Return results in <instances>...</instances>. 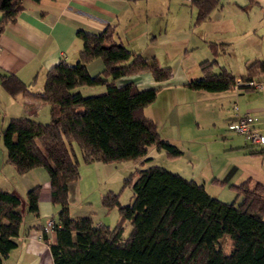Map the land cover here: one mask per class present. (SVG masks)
Segmentation results:
<instances>
[{
    "label": "trees",
    "instance_id": "1",
    "mask_svg": "<svg viewBox=\"0 0 264 264\" xmlns=\"http://www.w3.org/2000/svg\"><path fill=\"white\" fill-rule=\"evenodd\" d=\"M188 3L195 8L196 25L219 0ZM256 3L246 0V5ZM21 8V0H0V33L6 23L15 21ZM75 36L82 42L76 60L69 63L61 58L48 67L40 90H29L28 84L12 73H0V86L9 95L47 104L45 122L27 116L9 117L0 128V144L4 162L15 173L36 166L46 171L49 201L58 206L52 224L54 243L47 241L41 226L28 228L40 231L52 264H264L262 183L245 178L229 184L240 198L234 204L207 195L201 184L174 171L155 164L141 166L148 159L144 154L150 145L162 150L169 160L179 157L181 150L162 138L155 121L143 114V108L154 100L156 88L139 90L132 79L119 84L115 80L140 72H148L155 81L164 80L171 75L170 67L115 41L109 24L96 33L77 29ZM204 44L213 56L224 53L227 45L215 41ZM94 58L100 60L101 68L89 74L86 63ZM197 68L199 76L187 83L192 90L247 88L250 80L264 74V58L246 64L238 76L215 58L198 61ZM94 85L103 86V93L83 96L73 90ZM235 111L231 120L239 115ZM73 144L82 162L131 159L140 164L123 178L122 185L131 188L128 203L120 204L113 192L100 197L103 208L116 210L117 220L111 228L94 223L88 216L69 215L66 184L78 176ZM133 175L136 177L131 180ZM38 189L36 184L24 192L26 211L33 215L37 213ZM18 202L14 193L0 188V264L20 231ZM124 221L130 229L121 238ZM223 237L226 248L221 245Z\"/></svg>",
    "mask_w": 264,
    "mask_h": 264
},
{
    "label": "crops",
    "instance_id": "2",
    "mask_svg": "<svg viewBox=\"0 0 264 264\" xmlns=\"http://www.w3.org/2000/svg\"><path fill=\"white\" fill-rule=\"evenodd\" d=\"M140 1L21 0L22 8L18 12L15 21L6 23L0 33V73H12L21 82L28 84L29 90H40L44 73L48 67L61 58L69 63L76 60L77 52L82 46L81 40L75 36L77 29L96 33L109 24L113 28L114 38H117L115 41L121 42L123 45L125 44L124 41L126 43L138 41L140 44H144L146 34L141 29H137V32L128 37L122 35L125 30L141 24L142 16L141 14L138 16L140 7L137 5ZM233 1L231 0V2ZM234 5H236V2H234ZM217 6L221 7L220 4ZM240 6L242 5H238L241 10L245 9L244 5L242 8ZM212 10L213 8L210 12ZM219 12L215 11V16H218ZM209 13L205 20L194 25L199 28L206 20H210ZM238 16L242 17L241 15ZM219 19H222L221 16ZM122 38L124 41L121 40ZM202 39V41L227 43L225 52L217 56H213L205 44L201 45L200 54L203 59L210 60L215 58L218 64L224 65L233 74L230 66L224 64L223 60V55L227 53V48H229L232 40L227 38H223L227 40H221L220 38ZM151 43L149 42V44ZM130 50L144 55L138 48L131 47ZM187 54L185 52L179 53L173 57L174 59L172 58L173 61L171 59L172 62L168 65L171 69V75L167 79L155 81L148 72H140L132 76L119 78L122 80L132 79L139 90L149 87L156 88L155 98L151 102L154 106V117L151 115L147 117L155 121L159 135L178 146L177 137L179 136H177V132L178 134L182 133L181 121H179V125L177 121H168L166 119L169 105L172 102L180 105L185 111L189 108L193 120L191 121L192 125L198 127L200 122L211 124L212 126L227 124L233 118L234 113L228 109L226 121H218L221 119L219 105L221 107L222 103L231 100L236 103L235 113L240 114L245 110L251 112L255 116L254 127L260 133H264V87L260 89L236 87L233 88V91L221 90L213 92L200 89L192 90L187 86V83L190 79L198 76H192V74L190 75L186 72V62H184L183 66L181 64ZM151 56L155 58V54ZM254 59L262 58L255 56V58L251 57L244 60L242 64L243 71L244 66ZM95 60L94 58L86 63L88 73H90L91 68L94 71L97 70L96 72L100 70V64ZM263 76L264 74H260L256 78ZM119 79L115 80L116 84L120 83L118 82ZM101 93H103V89H100V87L94 92H90L91 95ZM148 105L143 108V112ZM16 116H27L46 121L48 119L47 104L41 100L23 98L19 94L11 96L0 86V121H6L9 117ZM239 136L244 137L243 135ZM241 137L230 147L241 154V158L244 159L242 163L246 166L245 169L236 170L237 174L231 182L235 184L248 178L250 182L258 181L264 185V160L257 159L258 156L264 155V148L256 146L258 149H254L246 146V149H242L245 147L239 146L244 144V140ZM179 149L181 150L180 157L186 149H181L180 147ZM250 149L257 153H250ZM258 150H261V152ZM252 168L256 170L258 176L252 173L254 172ZM217 175L209 170L206 180L199 181L192 176L190 177L205 189V185L210 179L212 182L219 180ZM36 184L39 186L37 192V213L32 215L26 211L24 192ZM75 184L76 180L68 181L66 184L69 215L88 216L94 223H102L99 219L101 212L92 215L86 212L81 213V209H83L81 207L80 209L71 208L69 203L70 190ZM0 188L14 193L18 197L19 202L16 210L21 215L20 231L14 238L15 245L7 252L1 264H52L47 244L40 238V231L28 228L34 225L40 227L46 218H51L54 221V215L58 209L56 204H52L49 201V183L44 168L36 166L21 174L15 173L13 168L4 162V150L0 145ZM23 201L24 207L22 206ZM26 228L28 229L24 234L23 231ZM46 238L49 243H54L55 234L53 230L46 233Z\"/></svg>",
    "mask_w": 264,
    "mask_h": 264
},
{
    "label": "rangeland",
    "instance_id": "3",
    "mask_svg": "<svg viewBox=\"0 0 264 264\" xmlns=\"http://www.w3.org/2000/svg\"><path fill=\"white\" fill-rule=\"evenodd\" d=\"M188 1L141 0L138 2L137 5L140 7L138 16L140 14L142 16L141 24L125 30L122 35L128 37L137 32V29H141L146 34V40L144 44H140L138 41L126 43L122 38L124 45L128 49H131V47L138 48L141 53L147 56L155 54L157 62L161 65H169L173 61V57L179 53H188L181 64L183 66L186 62V72L192 74V76H199L200 74L197 62L203 59L200 54L201 45L204 44L202 38L232 40L229 48H227V53L223 55V60L224 64L229 65L232 73L236 76L243 73L242 64L244 60L251 57L255 58V56L264 58V0H257V3L253 5H246V0H234L233 2L231 0H219L221 7L216 6L213 8L209 13L210 20H206L199 28L193 24L195 8L189 5ZM234 2H236V5H234ZM237 4L244 5L245 9L241 10ZM215 11H220L218 16H215ZM220 16L222 19H219ZM132 17L134 18L133 15ZM113 39L117 40L116 37H113ZM149 42L152 43L149 44ZM95 59L101 67L100 60ZM90 70L89 74L97 71L92 68ZM118 82H122V79H119ZM98 87L104 91L101 85L77 86L73 90L86 96ZM231 90L234 89H226V91ZM233 103L235 101L231 100L222 103L221 107L219 105L221 119L218 121H226L228 118L227 110L230 109ZM143 114L146 117H150V115L154 117L152 103L144 109ZM166 119L178 123L181 121L182 133L178 134L177 132V136H179L177 142L178 146L181 149L185 148L186 151L180 157L169 160L164 156L162 150H157L153 145H150L144 154V157L148 159L141 163V166L155 164L174 171L185 178H191L190 176H192L199 181L206 180V175L211 170L214 174H218L219 180L212 182L210 179L207 182L204 189L206 194L223 202L233 201L234 204L239 202V196H235L234 191L228 185L232 183L231 181L237 171L245 169L246 166L242 163L244 159L241 158V154L230 147L241 136L228 130L225 123L221 126H212L200 122V125L195 127L191 122L193 120L189 108L185 111L175 102L169 105ZM5 122L0 121V128ZM241 138L244 140V144L239 146L245 147L242 149H246V146L254 149L259 148L251 146L246 138ZM73 148L78 159V176L76 184L70 190L69 203L71 208L80 209L81 207L83 208L81 213L86 212L92 215L101 212L100 221L111 228L117 220L116 210L114 207L103 208L100 204V197L104 193L113 192L117 193V200L120 204L128 203L131 198V188L129 185H122L123 178L132 173L134 168H137L140 164L137 160L131 159L109 163L82 162L74 144ZM257 159L264 160V155L258 156ZM252 169L254 172H250L258 176L256 170ZM135 177L136 175L131 176V180ZM22 206L24 207V201ZM129 229V222L124 221L120 237L124 238ZM221 245L224 248L227 247L225 237L221 239Z\"/></svg>",
    "mask_w": 264,
    "mask_h": 264
},
{
    "label": "built area",
    "instance_id": "4",
    "mask_svg": "<svg viewBox=\"0 0 264 264\" xmlns=\"http://www.w3.org/2000/svg\"><path fill=\"white\" fill-rule=\"evenodd\" d=\"M254 89H260L264 87V76L261 78H254L247 83ZM230 110L234 112L236 110V104L233 103ZM255 116L248 110L243 111L241 114L236 115L235 118L226 124V128L235 132L238 135H243L249 141L251 146H262L264 148V133H260L254 127ZM53 221L51 218H46L41 227L42 230L47 233L52 230Z\"/></svg>",
    "mask_w": 264,
    "mask_h": 264
}]
</instances>
